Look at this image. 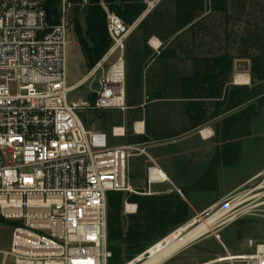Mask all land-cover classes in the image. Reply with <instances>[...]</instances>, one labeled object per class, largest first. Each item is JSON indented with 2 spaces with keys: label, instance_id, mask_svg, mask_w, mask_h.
<instances>
[{
  "label": "built area",
  "instance_id": "obj_1",
  "mask_svg": "<svg viewBox=\"0 0 264 264\" xmlns=\"http://www.w3.org/2000/svg\"><path fill=\"white\" fill-rule=\"evenodd\" d=\"M47 2L0 0V213L17 223L10 249L2 254L14 264H109L107 197L118 191L139 194L129 183V159L136 149L112 147L105 133L88 129L78 113L86 103L69 102L68 94L90 82L96 109L126 108L131 27L101 0L111 46L85 77L68 86L74 3L60 0L50 19ZM145 2L149 9L157 4ZM167 180L150 166L142 194H152V184ZM231 202L235 206L218 227L230 215L264 219V169L239 187ZM137 210L136 203L125 202L126 214ZM247 244L251 253L220 260L264 264V241Z\"/></svg>",
  "mask_w": 264,
  "mask_h": 264
},
{
  "label": "crops",
  "instance_id": "obj_2",
  "mask_svg": "<svg viewBox=\"0 0 264 264\" xmlns=\"http://www.w3.org/2000/svg\"><path fill=\"white\" fill-rule=\"evenodd\" d=\"M154 1L157 4L151 9L147 5L145 12L130 26L126 39V108L98 109L95 116L101 121V129L91 130L105 133L112 147L131 146L136 149L130 157L129 170L138 179L146 178L147 183L150 166L162 170L168 180L152 184L150 195L177 191L190 206L187 196L191 192L186 196L182 189L213 187L212 190L195 192V195L206 194L207 203L198 212L205 215L223 204L226 197L213 198L225 166L212 163L219 147L215 139L219 117L209 118L216 111V100L203 98L204 87L200 81L210 70L206 60L220 53L207 51L213 49L216 42L193 39L189 29L191 25L175 32L173 5ZM161 25H167L166 32L158 29ZM237 61L230 74V79L234 75L231 84L239 85L235 78L238 73H243L250 78L249 83L243 85H250V73L238 71ZM102 127L107 130H102ZM87 128L90 129L89 126ZM139 160L144 162L142 176L136 169ZM259 172L236 186L233 194ZM210 173L214 175L211 177ZM163 184H168V188L152 189L154 185ZM147 188L148 183L144 191ZM249 221L250 218H243L237 224L226 223L161 264H244L220 259L252 252L247 241L257 236L251 231Z\"/></svg>",
  "mask_w": 264,
  "mask_h": 264
},
{
  "label": "trees",
  "instance_id": "obj_3",
  "mask_svg": "<svg viewBox=\"0 0 264 264\" xmlns=\"http://www.w3.org/2000/svg\"><path fill=\"white\" fill-rule=\"evenodd\" d=\"M59 1L48 0L46 10L50 19H53ZM72 1L80 14L82 2ZM103 2L128 26L147 9L144 0ZM172 5L175 32L191 25L193 39H197L195 34L203 33L217 43L207 51L220 54L206 60L210 70L200 81L204 87L203 98L216 100V111L209 118L219 117L215 126L219 147L212 163L229 167L239 160L242 143L251 137L252 125L264 109V21L261 24L258 19L249 17L250 0H172ZM241 23L243 25L237 28ZM86 25L88 29L84 31L79 19L75 20L78 41L91 70L112 43L107 30V13L101 0H90ZM236 60L250 61V85L231 84L230 74ZM209 175L212 177L214 173ZM212 189L206 185L196 190ZM182 192L186 195L188 190L182 189ZM126 201L138 205L135 214L124 213ZM107 205L108 245L112 252L109 264L131 262L191 218L188 202L177 191L161 195L109 192ZM2 219L0 217V222Z\"/></svg>",
  "mask_w": 264,
  "mask_h": 264
},
{
  "label": "rangeland",
  "instance_id": "obj_4",
  "mask_svg": "<svg viewBox=\"0 0 264 264\" xmlns=\"http://www.w3.org/2000/svg\"><path fill=\"white\" fill-rule=\"evenodd\" d=\"M160 3H164L165 5L172 6V0H161ZM263 4H264L263 0H250V6H249V12L251 13L249 17L258 19V21H260L261 24H263V21H264V8L261 9V7H263ZM79 16L80 14H77V8L75 7L73 11L74 26H73L72 32L69 34V44L67 47V84L68 86H71L77 83L89 71L85 58L83 56V53H82V50H81V47L78 41L76 29H75V20L79 19ZM239 25L242 26L243 23L238 24L236 27L239 28ZM166 28H167V25H161L160 27H158V29L161 30L162 32H166L165 30ZM196 35L197 36L199 35L197 39L198 38L199 39H211L209 36H206L203 33H200V34L197 33L195 34V36ZM116 56L111 57L109 60H107V62L104 64V72H106L110 68L111 64L115 61ZM247 72L250 73V70ZM100 73H102V71ZM232 78L230 79L231 81H232ZM90 88H91L90 82H87L82 87L75 88L73 91H71L68 94V101L76 102L79 105H81L82 103H86L85 107H81L78 110V113L81 119L83 120L86 126H89L90 129H94V128L101 129L100 127L101 121L98 119V117L95 116V112L99 110L94 107V104H92L94 103L93 101L95 98H94V95L91 94ZM90 97L92 101L90 100ZM102 113H104V111ZM104 115L106 116L107 114H104ZM107 126L109 127V125ZM105 129L106 128L102 127V130H105ZM211 144H213V141ZM129 162H130V159H129ZM129 167H130L129 169H131L130 164H129ZM143 168H144V162L142 160H139L137 164V168H136L138 169V175L140 174V176H142ZM263 169H264V109L262 111L261 116L255 119L252 125L251 137L248 139H245L242 143L239 160L235 162L233 165L229 167H225L220 173L219 187L215 190L213 194L214 195L213 198H218L220 196H225V195L226 197H225L224 203L221 204L219 207H217L215 210L223 207L224 205H226L228 202L231 201V198L234 195L233 194L234 188L236 186H238L239 184H242L243 182H245L247 178H249L250 176H252L258 171H262ZM130 172L131 170H129V183L132 185V189L138 192L139 194L144 193L145 192L144 188L147 187L146 178L144 180L138 179L135 175H132L133 173L130 174ZM168 186H169L168 184L154 185L152 189L153 190H164L168 188ZM196 189L197 188L187 189L189 193L191 192V195L187 196V199L190 202L191 218L187 223L181 226V227L186 226L187 229L193 227L195 224L201 221L202 218L208 217L212 213V212L207 213L205 215H199L200 213L198 214V212H200L201 208H203L207 202H206L205 193L204 194L199 193L198 195H195V192L205 191V190H196ZM139 190H142L143 192H139ZM0 217L3 218L2 221L0 222V264H14L11 258H5L2 253L3 251H8L10 249L13 229L17 225V223L11 220H6L1 215V213H0ZM249 218H250L249 223L251 226V231L254 234H256L255 236L258 237V238L253 237L254 242H259V240L264 241V219L255 218V217H249ZM147 251L148 250L138 255L136 258H134L131 262L127 264L138 263L144 256H148V254L146 253Z\"/></svg>",
  "mask_w": 264,
  "mask_h": 264
},
{
  "label": "bare ground",
  "instance_id": "obj_5",
  "mask_svg": "<svg viewBox=\"0 0 264 264\" xmlns=\"http://www.w3.org/2000/svg\"><path fill=\"white\" fill-rule=\"evenodd\" d=\"M235 81L239 85L248 84L250 78L247 74L238 73ZM234 203H228L223 207L212 212L208 217L202 218L197 224L191 228L183 226L176 231L170 233L165 238L151 246L146 252L148 256H144L136 264H161L168 258L172 257L184 247L188 246L191 242H194L205 235L214 232L219 224L222 223L223 217L232 210ZM233 219L230 215L227 217V221ZM225 221V222H227ZM223 227V226H222ZM213 234V233H212ZM133 264V263H131Z\"/></svg>",
  "mask_w": 264,
  "mask_h": 264
},
{
  "label": "water",
  "instance_id": "obj_6",
  "mask_svg": "<svg viewBox=\"0 0 264 264\" xmlns=\"http://www.w3.org/2000/svg\"><path fill=\"white\" fill-rule=\"evenodd\" d=\"M82 2V10L79 16V23L84 31L88 29L86 25V19L89 12L90 0H80ZM236 67L238 71H249L250 70V63L248 60H239L236 63ZM231 221V220H230ZM230 221H227L229 223ZM192 243V242H191Z\"/></svg>",
  "mask_w": 264,
  "mask_h": 264
},
{
  "label": "flooded vegetation",
  "instance_id": "obj_7",
  "mask_svg": "<svg viewBox=\"0 0 264 264\" xmlns=\"http://www.w3.org/2000/svg\"><path fill=\"white\" fill-rule=\"evenodd\" d=\"M240 219H232L230 222H235L237 224V222L239 221Z\"/></svg>",
  "mask_w": 264,
  "mask_h": 264
}]
</instances>
